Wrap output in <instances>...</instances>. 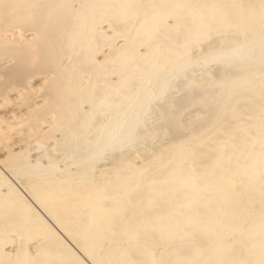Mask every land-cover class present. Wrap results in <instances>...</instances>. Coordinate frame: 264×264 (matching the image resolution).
I'll return each mask as SVG.
<instances>
[{"label":"bare ground","instance_id":"obj_1","mask_svg":"<svg viewBox=\"0 0 264 264\" xmlns=\"http://www.w3.org/2000/svg\"><path fill=\"white\" fill-rule=\"evenodd\" d=\"M0 264H264V0H0Z\"/></svg>","mask_w":264,"mask_h":264}]
</instances>
